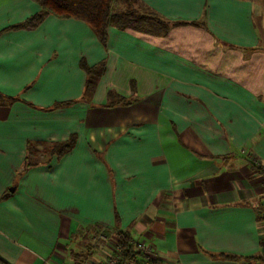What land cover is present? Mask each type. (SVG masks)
<instances>
[{
	"label": "crops",
	"instance_id": "obj_1",
	"mask_svg": "<svg viewBox=\"0 0 264 264\" xmlns=\"http://www.w3.org/2000/svg\"><path fill=\"white\" fill-rule=\"evenodd\" d=\"M138 1L166 33L109 26L102 42L55 15L11 28L41 7L0 0L9 264H93L114 251L82 262L91 236L118 230L150 248L145 264H264V0ZM71 136L24 167L29 142Z\"/></svg>",
	"mask_w": 264,
	"mask_h": 264
},
{
	"label": "trees",
	"instance_id": "obj_2",
	"mask_svg": "<svg viewBox=\"0 0 264 264\" xmlns=\"http://www.w3.org/2000/svg\"><path fill=\"white\" fill-rule=\"evenodd\" d=\"M40 5L41 10L26 19L21 24H15L11 28H33L37 26L47 15H55L59 18H75L86 22L96 33L102 42L107 40V30L109 26H116L120 29H134L138 31L150 33H166L169 30V23L157 14L160 21L153 30L149 27L152 17L147 16L132 7L130 0H33ZM125 5L121 6V2ZM139 2L138 0H136ZM102 64L99 66L88 67L87 92L95 88L96 80L103 72ZM13 99V98H11ZM8 102L4 96L0 94V103ZM75 143V137L71 136L69 140L62 142H51L44 148H39L35 143L29 142L27 148V156L25 158V168L37 166L46 159L48 154H56L61 156L69 151ZM253 167L258 173L264 176V165L253 162ZM117 244L120 246L119 261L117 264H145L154 262L151 257L137 248L139 243L126 231L118 230ZM147 256V258H146ZM150 258V260L148 259ZM0 264H9L0 258Z\"/></svg>",
	"mask_w": 264,
	"mask_h": 264
},
{
	"label": "rangeland",
	"instance_id": "obj_3",
	"mask_svg": "<svg viewBox=\"0 0 264 264\" xmlns=\"http://www.w3.org/2000/svg\"><path fill=\"white\" fill-rule=\"evenodd\" d=\"M130 5L132 7H134L135 9H137L138 11L142 12L143 14H147V16L152 17V22L150 23L149 27L153 30H156V26L158 23H153L154 21H160L155 14H153L152 12H150L149 10H147L146 8H144L139 2H137L136 0H130L129 1ZM125 5V3L122 1L121 2V6ZM116 234H111V235H105L103 234L101 231L95 232L92 236L91 239L88 241V245H87V249L86 250V254L83 256L84 259L82 262H84L87 259H90L92 257H97L98 251L99 252H109V251H114L116 248ZM109 250V251H106ZM113 249V250H112ZM95 255V256H93ZM106 257L104 256V258L102 259V256L97 258L99 259V262H103L104 260H106L108 257H110L109 253H105Z\"/></svg>",
	"mask_w": 264,
	"mask_h": 264
},
{
	"label": "built area",
	"instance_id": "obj_4",
	"mask_svg": "<svg viewBox=\"0 0 264 264\" xmlns=\"http://www.w3.org/2000/svg\"><path fill=\"white\" fill-rule=\"evenodd\" d=\"M138 251H141L145 254H150L151 250L149 247L140 245L137 248ZM119 252H120V246L116 243V248L114 250V254L110 257H108L106 260L103 262H95L93 264H117L119 261Z\"/></svg>",
	"mask_w": 264,
	"mask_h": 264
},
{
	"label": "water",
	"instance_id": "obj_5",
	"mask_svg": "<svg viewBox=\"0 0 264 264\" xmlns=\"http://www.w3.org/2000/svg\"><path fill=\"white\" fill-rule=\"evenodd\" d=\"M12 191L14 190V187L13 188H10Z\"/></svg>",
	"mask_w": 264,
	"mask_h": 264
}]
</instances>
